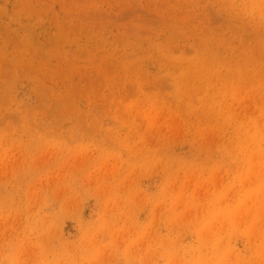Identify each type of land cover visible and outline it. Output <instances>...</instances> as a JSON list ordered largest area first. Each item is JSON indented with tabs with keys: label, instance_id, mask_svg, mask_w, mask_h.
<instances>
[{
	"label": "rangeland",
	"instance_id": "obj_1",
	"mask_svg": "<svg viewBox=\"0 0 264 264\" xmlns=\"http://www.w3.org/2000/svg\"><path fill=\"white\" fill-rule=\"evenodd\" d=\"M0 264H264V0H0Z\"/></svg>",
	"mask_w": 264,
	"mask_h": 264
},
{
	"label": "bare ground",
	"instance_id": "obj_2",
	"mask_svg": "<svg viewBox=\"0 0 264 264\" xmlns=\"http://www.w3.org/2000/svg\"><path fill=\"white\" fill-rule=\"evenodd\" d=\"M260 34V33H259ZM209 39V38H208ZM214 43V42H213ZM241 56V55H240ZM235 60V59H234ZM167 84V83H166Z\"/></svg>",
	"mask_w": 264,
	"mask_h": 264
}]
</instances>
